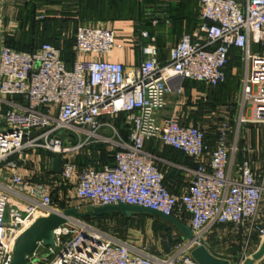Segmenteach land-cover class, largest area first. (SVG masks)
Masks as SVG:
<instances>
[{
  "label": "built area",
  "instance_id": "1",
  "mask_svg": "<svg viewBox=\"0 0 264 264\" xmlns=\"http://www.w3.org/2000/svg\"><path fill=\"white\" fill-rule=\"evenodd\" d=\"M198 2L199 26L170 48L167 60L158 59L152 44L142 48L144 58L133 68L110 59L116 42L107 26H77L70 67L49 42L16 50L0 36V264L12 263L16 240L37 219L64 210L53 200V177L85 206L138 205L180 221L187 215L194 238L179 250L155 254L71 216L54 229L52 245L37 242L27 264H199L190 251L200 244L224 257L209 242L221 225L247 236L235 261L224 258L246 264L252 257L251 235L256 232L259 242L264 238L258 223L264 167L255 170L244 158L233 168L230 152L236 146H227L224 126L209 150L202 127L181 124L162 111L167 95L181 91L176 77L212 87L224 82L235 48L243 67L240 122L264 123V56L251 51V44L264 46V0ZM142 36L150 37L146 31ZM119 114H125L129 143L114 151L112 164L78 166L74 155L97 141L104 125L113 127L104 118ZM151 139L194 161L183 193L172 194L165 186L163 172L145 150ZM56 156L59 174L52 172Z\"/></svg>",
  "mask_w": 264,
  "mask_h": 264
},
{
  "label": "crops",
  "instance_id": "2",
  "mask_svg": "<svg viewBox=\"0 0 264 264\" xmlns=\"http://www.w3.org/2000/svg\"><path fill=\"white\" fill-rule=\"evenodd\" d=\"M40 16L43 18L40 19ZM32 22L38 24L33 35L54 42L62 53L66 48L73 52L77 26L111 27L115 32L116 48L110 59L126 68H133L144 58L142 48L152 44L158 49V59L165 62L170 48L184 34H191L199 26L200 11L198 0H0V36L4 44L17 45L21 37L30 31ZM67 31L71 32L69 38H66ZM144 31L149 38L142 36ZM251 51L264 56V46L251 44ZM225 73V81L217 87L174 78V82L181 85V91L167 95V105L162 112L173 113L181 124L202 127L209 150L217 145L220 130L224 126L227 146H236V151L230 152L233 168L247 158L255 170H260L264 167V128L260 123L247 125L240 122L243 98L241 51L231 49ZM244 113L249 115L250 112L246 110ZM124 117V114H119L115 119L104 118L113 127L104 125L99 130L100 138L85 145L74 155L75 163L89 166V163L96 162L94 166H89L96 168L112 164L114 151L122 144L129 143ZM111 149L106 159L101 158L102 153ZM245 149L248 151L245 152ZM145 150L154 156L155 165L164 174L167 189L172 194L183 193L193 176L194 161L183 152L153 139L146 142ZM183 221L188 224L187 215L183 216ZM258 223L264 226L262 202ZM226 231L228 237L224 234ZM213 234V239L224 237L229 240H223L226 253L213 247L216 252L235 261L241 246L246 242L245 230L221 225ZM260 243L258 234L254 232L248 247L252 255Z\"/></svg>",
  "mask_w": 264,
  "mask_h": 264
},
{
  "label": "rangeland",
  "instance_id": "3",
  "mask_svg": "<svg viewBox=\"0 0 264 264\" xmlns=\"http://www.w3.org/2000/svg\"><path fill=\"white\" fill-rule=\"evenodd\" d=\"M70 34L71 32H68L66 34V38H69ZM245 124L254 125L257 123L248 122ZM260 124L264 128V123ZM262 140L264 143V129ZM72 141H75L74 138L70 140L71 143ZM111 152L112 149L106 152L105 154L109 155L111 154ZM95 163H89V166H94ZM52 180V185L54 187L53 198L57 206L60 209H65L69 207H79L77 209L83 212L85 209L84 202H80L77 199L73 198V194L70 192V186H64L55 177H53ZM263 204L264 195L262 205ZM90 222H92L94 225L101 228L102 230L109 232L119 237L120 239L126 241L129 245L134 247V249H140L155 254H166L170 251L179 250L181 245L185 241L184 239H181L182 234L174 225L169 222H165L161 218L151 214L140 213L132 214L130 217H127L119 213H114L109 216L93 218L90 220ZM224 234L227 236L228 232L226 231ZM214 235L215 234L213 233L210 235V244H212L213 247L217 249V251L221 253H226V250L224 249L226 246L224 241L229 240H226L224 237H221L220 239H213ZM221 235H223V231ZM259 246L255 249L258 250ZM254 264H264V256L259 261H255Z\"/></svg>",
  "mask_w": 264,
  "mask_h": 264
},
{
  "label": "water",
  "instance_id": "4",
  "mask_svg": "<svg viewBox=\"0 0 264 264\" xmlns=\"http://www.w3.org/2000/svg\"><path fill=\"white\" fill-rule=\"evenodd\" d=\"M52 172L60 173V157L56 156L52 163ZM112 213H119L130 217L132 214H151L161 218L174 225L182 234L183 239L192 240L194 235L190 227L178 220L177 218L165 215L158 210H153L147 207L138 205H130L125 203L108 204L104 206L86 205L84 211H79L76 207L65 208L62 212H54L48 216L37 219L27 230H25L16 240L13 249V259L11 264H27V255H29L38 241H43L47 245L53 244V231L57 227L64 224L71 216L88 217V216H104ZM192 258L199 264H236L230 263L229 259L220 257L212 253L203 244H200L191 249ZM264 256V239L262 240L258 250L252 257L247 260L246 264H253L254 261H259Z\"/></svg>",
  "mask_w": 264,
  "mask_h": 264
},
{
  "label": "trees",
  "instance_id": "5",
  "mask_svg": "<svg viewBox=\"0 0 264 264\" xmlns=\"http://www.w3.org/2000/svg\"><path fill=\"white\" fill-rule=\"evenodd\" d=\"M43 21H44V19H43ZM37 28H38V24H35V22H32L31 26L29 28L30 31L25 36L21 37V39L18 41V44L17 45H12V44L9 45L8 44V46H10L11 48L16 49V50H25V51H30L33 48L39 46L43 42H49V43L57 46L54 42H51L49 40H45V38L40 39L37 36L33 35V33H36L35 30ZM69 47H70V43L68 45V48ZM230 53H231V51H230ZM61 54H62V58L66 61L67 66L70 67V64L72 63V61L74 59V52H72L71 50L66 48V49H63V53L61 52ZM228 64H229V62H228ZM228 64H227V66H228ZM124 116H125V114H124ZM124 121H125V117H124ZM101 158L106 159L107 158L106 154L102 153ZM53 200H54V198H53ZM112 214H114V213H112ZM112 214H109V215H112ZM109 215H104V216H109ZM98 217H103V216H88V217H83V219L90 222L91 219L98 218ZM181 221L184 222L183 220H181ZM165 222H167V221H165ZM90 223H92V222H90ZM181 239H183V236H181Z\"/></svg>",
  "mask_w": 264,
  "mask_h": 264
}]
</instances>
